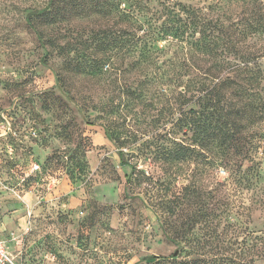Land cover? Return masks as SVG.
<instances>
[{"label": "rangeland", "instance_id": "rangeland-1", "mask_svg": "<svg viewBox=\"0 0 264 264\" xmlns=\"http://www.w3.org/2000/svg\"><path fill=\"white\" fill-rule=\"evenodd\" d=\"M156 1L151 9L162 10ZM253 1L167 4L239 30ZM47 2L0 0V242L21 264H139L150 257L158 263L143 264H236L243 251L250 261L255 235H264V142L253 156L259 177L253 184L244 174L249 162L201 152L188 128L180 130L192 93L183 98L180 88L158 84L129 98L124 92L142 77L110 62L100 72L70 73L59 47L42 45L25 25L28 11ZM113 22L74 18L45 34L76 63L91 59L98 33L115 35ZM172 41L146 50H164ZM176 45L168 53L186 48ZM241 45L214 64L193 56L178 69L182 81L215 70L224 75L234 57L260 42ZM108 124L123 147L106 139ZM174 143L187 149L185 157H177Z\"/></svg>", "mask_w": 264, "mask_h": 264}, {"label": "trees", "instance_id": "trees-1", "mask_svg": "<svg viewBox=\"0 0 264 264\" xmlns=\"http://www.w3.org/2000/svg\"><path fill=\"white\" fill-rule=\"evenodd\" d=\"M150 1L48 0L42 9L28 11L25 25L36 34L42 45L59 47V54H63L68 61L70 73L83 74L86 69L100 72L110 62L113 68L118 66L117 71L124 67L127 73L140 75L142 78L136 81V85L130 84L124 92L129 98L136 99V96L150 93L158 84L180 88L183 98L189 93L195 95L191 97L193 108L184 115L183 125L178 121L180 130L188 128L192 133V143L201 152L213 151L221 160L233 156L241 166L249 162L244 174L249 175L255 184L259 177L253 156L264 142V6L254 0L250 16L239 30H224L223 23L208 19L190 7L182 5L176 9L174 5L167 4L170 0H157L162 10L154 11ZM121 4L124 8L120 9ZM90 16L112 18L113 29H117L113 37L109 33L112 29L98 33V43L91 59L75 63V58H68L67 47L57 46V40L48 37L45 32L61 22ZM168 37L173 41L169 42L166 49L153 52L146 50L150 44L166 41ZM253 39L260 45L234 57L232 61L236 63L226 74L220 75L221 72L215 70L202 73L200 80L182 81L178 69L182 65L186 67L193 56L206 57L213 64L218 59L222 62L221 58H227L221 56H228L230 48ZM176 41L185 42L186 48L182 52L173 50L168 53L171 47L177 46ZM166 54L168 58H165ZM63 80L58 75L57 83L62 86ZM80 110L83 111V108ZM102 129L108 141L117 143L119 147L124 146L121 134L111 129L109 124ZM174 145L179 148L175 151L177 157H185L187 149L178 143ZM169 240L175 241L174 238ZM248 253L252 256L250 261H247V254L243 251L236 264H264V235H255ZM143 261L158 263L159 258L150 257ZM201 261L192 260L187 264H199Z\"/></svg>", "mask_w": 264, "mask_h": 264}, {"label": "built area", "instance_id": "built-area-1", "mask_svg": "<svg viewBox=\"0 0 264 264\" xmlns=\"http://www.w3.org/2000/svg\"><path fill=\"white\" fill-rule=\"evenodd\" d=\"M0 264H17L14 258L6 250V246L1 242H0Z\"/></svg>", "mask_w": 264, "mask_h": 264}, {"label": "crops", "instance_id": "crops-1", "mask_svg": "<svg viewBox=\"0 0 264 264\" xmlns=\"http://www.w3.org/2000/svg\"><path fill=\"white\" fill-rule=\"evenodd\" d=\"M6 246V245H5ZM6 250L8 251V253L12 256V254L10 253L9 249L6 246ZM13 257V256H12ZM14 258V257H13ZM14 260L16 261L17 264H21L20 260H16V258H14Z\"/></svg>", "mask_w": 264, "mask_h": 264}]
</instances>
